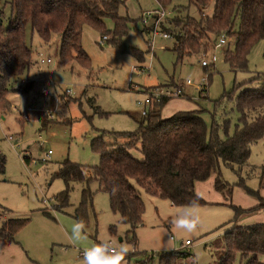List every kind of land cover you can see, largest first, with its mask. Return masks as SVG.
I'll return each mask as SVG.
<instances>
[{"label":"rangeland","instance_id":"374dc122","mask_svg":"<svg viewBox=\"0 0 264 264\" xmlns=\"http://www.w3.org/2000/svg\"><path fill=\"white\" fill-rule=\"evenodd\" d=\"M123 1L119 16L129 20V30L122 37L115 36L112 19L105 20L109 34L104 35L108 40L103 44L99 31L83 28L87 62L76 59L64 64L59 35L45 43L30 27L27 29L33 64L16 83L12 82L7 96L11 107L0 112V154L5 157V172L0 174V229L10 219L29 221L10 240L0 238V264H83L80 253L105 238L131 249L126 264H138L146 258L160 264L175 252L191 255L183 264H219L226 250L225 236L234 230L233 207L256 209L242 217L239 226L264 224V139L252 146L243 168L221 165L222 180L230 188L217 191L216 176L199 184L196 193L205 203L191 204L192 214L200 221L195 232H184L172 224L178 213H187L186 206H172L140 188L137 190L146 212L134 233L119 223L108 194L99 190L96 181L74 184L70 205L61 207L57 198L65 188L57 175L61 164L68 160L87 170L98 166L101 156L94 144L100 139L110 150L122 147L120 135L138 130L144 118L143 103L156 87L182 86L184 96L171 100L163 115L199 113L206 121L209 139L216 126L222 138L226 133L233 135L240 119L239 97L247 90L264 87L263 43L250 52L246 71H236L225 61V52L235 48L234 36H225L226 44L216 48L221 36L211 35L209 42L205 41L208 48L198 55L179 59L174 51L173 35L164 28L176 30L171 22L178 15L181 19L200 20L201 14L211 18L216 0L205 9H198L189 0H174L162 18L155 14L162 12L157 0ZM4 7L1 3L0 10ZM175 7L182 9L180 14ZM3 13L8 25L11 7L6 6ZM156 20L160 21L157 25ZM239 24L237 21V28ZM162 28L170 38H164ZM180 31L181 27L176 30ZM204 58L211 61L207 68L201 65ZM188 80L193 83L190 87L185 85ZM31 81L35 82L33 91L23 94L21 90ZM39 135L44 141L39 142ZM25 157L31 162L26 163ZM87 187L94 194L85 223L87 239L73 241L70 235L77 221L75 212ZM186 241L192 244L185 246ZM245 262L236 255L234 264Z\"/></svg>","mask_w":264,"mask_h":264},{"label":"trees","instance_id":"16d2710c","mask_svg":"<svg viewBox=\"0 0 264 264\" xmlns=\"http://www.w3.org/2000/svg\"><path fill=\"white\" fill-rule=\"evenodd\" d=\"M157 1L164 11L174 0ZM189 2L198 9H205L212 0ZM1 3L12 9L8 25L3 21L5 7L0 10L1 113L11 107L7 96L12 82L16 83L33 64L32 51L27 44L28 27L45 43H49L53 35L61 37V59L64 64L76 59L89 60L82 46L84 27H91L104 36L109 34L105 20L112 19L116 37H122L129 30V20L119 16L123 0H0ZM175 8L180 14L182 9ZM237 21L240 22L238 28ZM171 25L175 29L181 27L180 32H176L178 28H164L173 35L174 51L179 59L206 50L208 44L205 41L208 43L211 35L234 36L235 48L225 52V61L236 71H246L250 52L257 44H264V0H216L211 18L201 14L200 20L192 17L181 19L178 15ZM162 31L167 33L163 28ZM141 60L144 61L143 56ZM34 87L35 82L31 81L21 91L28 95ZM170 101L164 99L152 104L137 131L120 135L124 144L118 150L108 149L109 146L102 139L95 143L94 149L101 156L98 166L87 170L68 160L63 162L57 174L65 183L64 190L57 196L61 207L70 205L74 184L89 185L91 181H96L99 190L108 194L112 212L120 217L119 223L128 227V233H134L143 224L146 212L144 199L137 188L148 195L165 199L175 207L205 203L197 195L196 185L212 176H216L217 191L228 188L229 184L222 180L221 165L232 169L243 168L249 161L252 146L264 139V87L247 90L239 97V124L235 133H226L225 138L219 135L216 126L209 139L206 121L197 112H179L169 119H163V109ZM138 154L141 159H138ZM24 160L31 162L29 157ZM4 172L5 157L0 154V174ZM82 195L74 217L86 223L89 219L88 206L94 194L87 187ZM233 209L235 218L231 223L234 230L225 236L226 250L219 264H234L237 254L246 259L245 264H264V224L238 225L242 217L253 214L256 209ZM28 221L7 220L0 229V238L10 240ZM112 231L115 232L116 227ZM190 257V254L175 252L160 264H183V260ZM138 264L152 262L146 258Z\"/></svg>","mask_w":264,"mask_h":264},{"label":"clouds","instance_id":"9594fccd","mask_svg":"<svg viewBox=\"0 0 264 264\" xmlns=\"http://www.w3.org/2000/svg\"><path fill=\"white\" fill-rule=\"evenodd\" d=\"M116 188H113L115 193ZM187 213H178L172 224L176 229L187 233L195 232L200 226L199 218L192 214L194 205H188ZM70 239L81 241L87 239L86 225L83 220H77L71 229ZM170 242V241H169ZM131 249L123 243L114 242L110 238H105L84 250L83 264H126V256Z\"/></svg>","mask_w":264,"mask_h":264},{"label":"built area","instance_id":"2783aa9c","mask_svg":"<svg viewBox=\"0 0 264 264\" xmlns=\"http://www.w3.org/2000/svg\"><path fill=\"white\" fill-rule=\"evenodd\" d=\"M163 10L162 12H156L155 14L160 16V18L163 17ZM148 17L151 16V13L147 14ZM161 20V19H160ZM160 21L156 20V25L159 23ZM171 35L168 33H164V38H170ZM108 40V38L106 36H103L102 41L100 44H103L104 41ZM226 44V39H225V35L221 36L220 40H219V44H217L215 47H219L221 45ZM46 62L49 64L51 63L50 59H47ZM44 60L42 61V63H46ZM201 65L204 68H207L211 65V61L210 60H206L204 58V60L202 61ZM187 86H192L193 83L192 81L188 80L186 82ZM184 96V88L182 86H165V87H156L154 90V94H151L150 97L143 103L144 104V109H143V116L146 117L148 115L149 109L151 107L152 104L154 103H159L160 101L166 99V100H173V99H178L180 97ZM38 140L39 142L44 141V138L39 135L38 136ZM52 152L49 151L48 154H51ZM37 162L34 161L33 164H36ZM192 244V242L190 241H186L185 246H190ZM84 253H80V256L83 257Z\"/></svg>","mask_w":264,"mask_h":264},{"label":"crops","instance_id":"0c3cea01","mask_svg":"<svg viewBox=\"0 0 264 264\" xmlns=\"http://www.w3.org/2000/svg\"><path fill=\"white\" fill-rule=\"evenodd\" d=\"M162 117H163V119H169V118H171L172 116H170V117L164 116V115H163V112H162ZM199 184H200V183H197V185H196V189H197V187L199 186Z\"/></svg>","mask_w":264,"mask_h":264}]
</instances>
